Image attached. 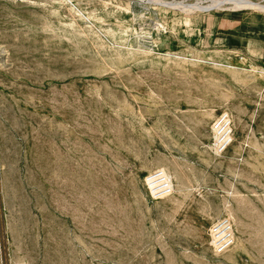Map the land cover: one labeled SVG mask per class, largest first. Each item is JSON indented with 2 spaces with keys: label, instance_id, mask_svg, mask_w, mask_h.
<instances>
[{
  "label": "rangeland",
  "instance_id": "374dc122",
  "mask_svg": "<svg viewBox=\"0 0 264 264\" xmlns=\"http://www.w3.org/2000/svg\"><path fill=\"white\" fill-rule=\"evenodd\" d=\"M0 264H264V0H0Z\"/></svg>",
  "mask_w": 264,
  "mask_h": 264
},
{
  "label": "built area",
  "instance_id": "2783aa9c",
  "mask_svg": "<svg viewBox=\"0 0 264 264\" xmlns=\"http://www.w3.org/2000/svg\"><path fill=\"white\" fill-rule=\"evenodd\" d=\"M214 135L211 150L217 155L226 152L234 141L233 122L228 115L219 117L212 127ZM148 182L152 184L156 195L169 196L174 190L171 176L163 171L149 176ZM231 230V233H230ZM220 232H223L220 235ZM213 238L219 250H225L233 242V232L230 224L221 223L213 229Z\"/></svg>",
  "mask_w": 264,
  "mask_h": 264
},
{
  "label": "bare ground",
  "instance_id": "6f19581e",
  "mask_svg": "<svg viewBox=\"0 0 264 264\" xmlns=\"http://www.w3.org/2000/svg\"><path fill=\"white\" fill-rule=\"evenodd\" d=\"M223 232H220V235L222 234Z\"/></svg>",
  "mask_w": 264,
  "mask_h": 264
}]
</instances>
